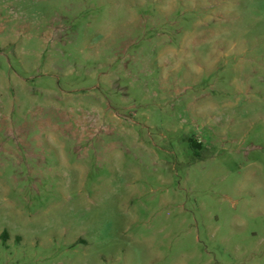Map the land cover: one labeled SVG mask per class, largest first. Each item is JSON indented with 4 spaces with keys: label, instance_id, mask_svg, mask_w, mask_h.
<instances>
[{
    "label": "rangeland",
    "instance_id": "obj_1",
    "mask_svg": "<svg viewBox=\"0 0 264 264\" xmlns=\"http://www.w3.org/2000/svg\"><path fill=\"white\" fill-rule=\"evenodd\" d=\"M0 264H264V0H0Z\"/></svg>",
    "mask_w": 264,
    "mask_h": 264
}]
</instances>
